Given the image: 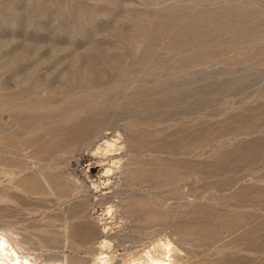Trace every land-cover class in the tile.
Returning <instances> with one entry per match:
<instances>
[{
    "label": "rangeland",
    "instance_id": "obj_1",
    "mask_svg": "<svg viewBox=\"0 0 264 264\" xmlns=\"http://www.w3.org/2000/svg\"><path fill=\"white\" fill-rule=\"evenodd\" d=\"M123 226L264 264V0H0V234L93 263Z\"/></svg>",
    "mask_w": 264,
    "mask_h": 264
},
{
    "label": "bare ground",
    "instance_id": "obj_2",
    "mask_svg": "<svg viewBox=\"0 0 264 264\" xmlns=\"http://www.w3.org/2000/svg\"><path fill=\"white\" fill-rule=\"evenodd\" d=\"M118 141H119V138H116L114 140L105 141L104 142L105 147L103 148V151L105 153L104 155H108V154L114 153L116 151H119L121 147L119 146ZM106 173H109V170H107ZM108 213L111 214V211H109ZM154 221L152 220V222H154ZM153 228H155V229H153ZM159 228H160V226L157 223L152 225V229L157 230L156 231L157 233L159 232ZM119 229L120 230L115 229V228H110L108 230L105 238L103 239V241L99 245L100 253L96 256V258L94 260L95 263H94V261H93V263H90L86 260H80V261L74 262L73 260H70L67 257H62V256L59 257V256H54V255H52V256L50 255L48 258H46L43 261H40V259H38V257L37 258L33 257V259H31L29 255H24L22 253H19V251H17L14 248L15 246H13L10 243V241L7 239L8 237L6 238L5 235L0 234V264H180V261L182 260L181 257H177L176 255H174V256L171 255L172 249L169 247L168 243H167L166 247L163 248V249H165V251L163 250L164 252H162V256L160 257V241H158L157 243L155 242L156 244L152 243L151 245H153V246L149 248L150 244L142 243L143 242L142 238L134 239L132 242H129L128 237L124 236L123 238L121 237L122 240H120L119 237L121 236V233L125 229H127V227L123 226V227H120ZM145 230H147V227L143 228V231H145ZM85 237H89V236L86 235ZM108 238H110V240H107ZM126 238H127V240H126ZM88 239L90 240V238H88ZM111 239L117 240V245H113V243L111 242ZM66 242H67V240H66ZM127 243H130L132 246H135L136 243H138L137 245L142 244L141 249L135 255L133 254L132 258L129 259L128 261L123 260L122 263L116 262L114 256L111 254V251L116 246H119V247H123V249L128 252V250H130L132 248H130V247L127 248L128 247V246H126ZM67 244H70V246ZM67 244H64L67 246H63L61 248H63V250H64V248H67V249L70 248L71 250L74 248L71 246H74L75 244L72 245L69 241L67 242ZM137 247H135V248H137ZM52 248H58V247L52 246ZM59 248H60V246H59ZM75 248H76V246H75ZM75 251H76V249H75Z\"/></svg>",
    "mask_w": 264,
    "mask_h": 264
}]
</instances>
